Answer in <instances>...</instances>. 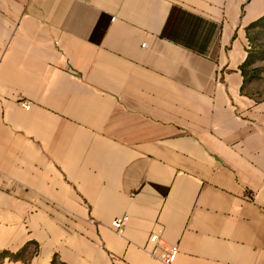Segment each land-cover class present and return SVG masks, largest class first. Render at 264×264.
Here are the masks:
<instances>
[{
	"label": "crops",
	"instance_id": "obj_1",
	"mask_svg": "<svg viewBox=\"0 0 264 264\" xmlns=\"http://www.w3.org/2000/svg\"><path fill=\"white\" fill-rule=\"evenodd\" d=\"M263 18L264 0H0V264H163L153 233L173 264H264L243 73Z\"/></svg>",
	"mask_w": 264,
	"mask_h": 264
},
{
	"label": "rangeland",
	"instance_id": "obj_2",
	"mask_svg": "<svg viewBox=\"0 0 264 264\" xmlns=\"http://www.w3.org/2000/svg\"><path fill=\"white\" fill-rule=\"evenodd\" d=\"M248 42L246 90L258 100H264V19L250 27Z\"/></svg>",
	"mask_w": 264,
	"mask_h": 264
},
{
	"label": "built area",
	"instance_id": "obj_3",
	"mask_svg": "<svg viewBox=\"0 0 264 264\" xmlns=\"http://www.w3.org/2000/svg\"><path fill=\"white\" fill-rule=\"evenodd\" d=\"M145 46V43L142 44ZM20 106L29 110L31 108V102L27 100H21ZM127 216L117 217L112 222V227L115 232H121L124 225L126 224ZM151 247L147 248V252L155 259H158L163 264H173L176 260L179 248L176 244H163V240L160 238L158 233H153L149 237Z\"/></svg>",
	"mask_w": 264,
	"mask_h": 264
},
{
	"label": "trees",
	"instance_id": "obj_4",
	"mask_svg": "<svg viewBox=\"0 0 264 264\" xmlns=\"http://www.w3.org/2000/svg\"><path fill=\"white\" fill-rule=\"evenodd\" d=\"M263 19H264V18H263ZM263 19H261V20L255 22V23H253V24H251V25L249 26V30H250V27L255 26V25H258L261 21H263ZM247 59H248V56H247ZM247 59H246L245 63L243 64V73H244L245 76H246L245 66H246V64H247Z\"/></svg>",
	"mask_w": 264,
	"mask_h": 264
}]
</instances>
